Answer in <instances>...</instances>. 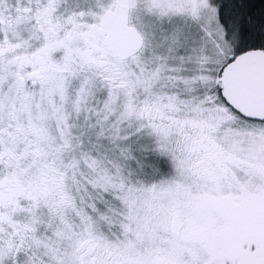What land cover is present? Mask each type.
I'll list each match as a JSON object with an SVG mask.
<instances>
[{
    "label": "snow or ice",
    "instance_id": "obj_1",
    "mask_svg": "<svg viewBox=\"0 0 264 264\" xmlns=\"http://www.w3.org/2000/svg\"><path fill=\"white\" fill-rule=\"evenodd\" d=\"M0 264H264V0H0Z\"/></svg>",
    "mask_w": 264,
    "mask_h": 264
}]
</instances>
